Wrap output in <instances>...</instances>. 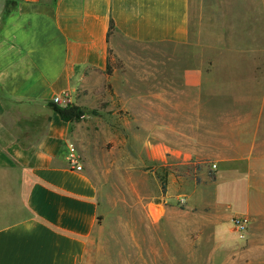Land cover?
Listing matches in <instances>:
<instances>
[{"label":"crops","instance_id":"0c3cea01","mask_svg":"<svg viewBox=\"0 0 264 264\" xmlns=\"http://www.w3.org/2000/svg\"><path fill=\"white\" fill-rule=\"evenodd\" d=\"M230 35L264 40V0H0V264H264V201L219 186L244 168L264 184V146L245 157L243 140L262 129L264 112L245 106L264 101V44ZM239 57L261 74L236 78ZM64 93L86 111L79 122L51 107ZM90 120L147 169L115 220L92 174ZM237 216L251 219L245 239Z\"/></svg>","mask_w":264,"mask_h":264},{"label":"rangeland","instance_id":"374dc122","mask_svg":"<svg viewBox=\"0 0 264 264\" xmlns=\"http://www.w3.org/2000/svg\"><path fill=\"white\" fill-rule=\"evenodd\" d=\"M219 36L220 38H224V39L226 38V35H219ZM261 37L260 35H253V36L230 35L229 41L232 42L234 46H236L239 39H243L242 41L248 40L249 46L258 47L259 45L264 44L263 43L264 40L262 39L263 37L262 38ZM255 51L258 52L256 55L258 58L256 63L264 62V55L261 52L262 49L260 50L255 49ZM239 58L240 60L237 63L240 64V68L232 72L236 76V78L239 76L242 82H246L248 80H252L255 74L256 75L261 74L260 71L259 72L256 71L255 73L249 68V65L253 63L252 60L250 59L245 60L244 58L242 59V57ZM257 95L261 99L264 97V87L260 89V93H258ZM213 107H214L213 108L214 111H216L217 113L220 112L217 103H214ZM245 107L251 110L252 112H254L257 116L258 115L257 113L259 111L264 112V101L260 100V103L258 104L246 105ZM232 112H234V110H232ZM177 122L179 125L188 128L191 121L180 120ZM214 122L219 125L220 123L219 116L214 120ZM261 123H262L261 124L262 129L260 130L258 137H255L253 135L244 136L243 140L248 145V150L246 151V153H244L245 157L248 156L250 158L252 157L255 159L256 157L259 156L257 146H259L260 144L264 146V117ZM94 127L96 128L95 124L92 123V120H90V122H86L85 125L82 127L84 129L83 132H85L84 138L86 139V141H88L89 146L91 147L90 154L92 157V162L95 166L94 171L92 170V174L96 182H98L97 184L100 189V200L102 201V204L107 209V211L110 212L111 215L110 219L115 220L116 218L115 214L117 211H119V214L124 213L123 210L124 208L130 207L131 203L135 205V203H138L140 201L139 198H140V194H142L141 193L142 187H144L145 189L148 187V183H146L147 169L129 168L130 160H127L126 156H124L125 146L122 144L123 138L121 136L120 137L118 136V139L115 137V140L113 141L114 137H112L108 131L104 133L103 130L96 132L94 130ZM253 144L256 146V148L254 151L251 150V153H249V149L251 148V145L254 146ZM178 170L186 171L188 170V168L184 167ZM254 172L259 174L258 176L260 178H263L260 174L264 172V167L262 168V165H260L254 170ZM208 175L213 176L214 174L212 172H209ZM248 177H249V170L247 168H244L242 169L241 176L239 178H234V177L225 178V181H222L219 185L220 191L223 194L231 195L234 198L240 197V199H242L245 198V192L249 191L250 187L253 186L252 189L255 188L252 191L254 193V197H257L256 199L259 198L260 200L262 199L264 201V184H261L259 187L256 186L255 184H250L249 181H247ZM127 178L128 179L133 178V181L136 182L133 186H135L139 192H134L131 189L132 185L125 183V179ZM240 217H246V216H240ZM246 218H248L251 223V219L249 217ZM115 229L116 227L111 228V230H115ZM238 234L240 235V233ZM246 235L244 237H241L240 235V237L242 239H245ZM173 251H176L177 255L186 256L188 249L185 248L184 245H181L179 243V240H176V246L172 243V241L166 240V252L172 253Z\"/></svg>","mask_w":264,"mask_h":264},{"label":"built area","instance_id":"2783aa9c","mask_svg":"<svg viewBox=\"0 0 264 264\" xmlns=\"http://www.w3.org/2000/svg\"><path fill=\"white\" fill-rule=\"evenodd\" d=\"M52 103L65 108L73 105V100L69 93H64L62 95L55 96L52 100ZM70 165L77 170H82L80 159L76 154H72L70 156ZM184 203L185 201L183 199L179 201L180 205H183ZM233 223L236 228V231L240 233L241 237H244L249 227V223H250L249 219L246 217L238 216L233 219Z\"/></svg>","mask_w":264,"mask_h":264},{"label":"trees","instance_id":"16d2710c","mask_svg":"<svg viewBox=\"0 0 264 264\" xmlns=\"http://www.w3.org/2000/svg\"><path fill=\"white\" fill-rule=\"evenodd\" d=\"M115 30L113 22L111 23L110 26V32L109 34L111 35L112 32ZM113 73V63H112V52L110 51V57H109V64H108V74ZM51 107L55 112H57L62 120L66 122H79L83 116L86 115V111L83 110V108L77 106V105H71L68 107H60L58 105H55L51 103ZM96 114V112H93Z\"/></svg>","mask_w":264,"mask_h":264}]
</instances>
